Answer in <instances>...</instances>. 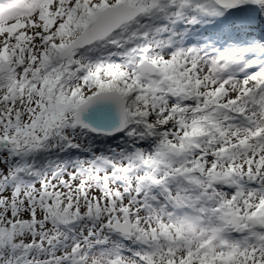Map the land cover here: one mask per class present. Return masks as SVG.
Here are the masks:
<instances>
[{
    "label": "snow or ice",
    "instance_id": "6c2138e0",
    "mask_svg": "<svg viewBox=\"0 0 264 264\" xmlns=\"http://www.w3.org/2000/svg\"><path fill=\"white\" fill-rule=\"evenodd\" d=\"M0 264H264V0H0Z\"/></svg>",
    "mask_w": 264,
    "mask_h": 264
}]
</instances>
